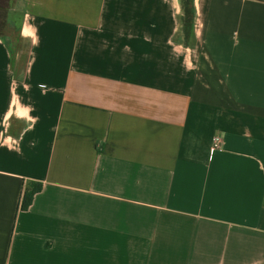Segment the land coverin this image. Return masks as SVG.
<instances>
[{"label": "crops", "instance_id": "crops-1", "mask_svg": "<svg viewBox=\"0 0 264 264\" xmlns=\"http://www.w3.org/2000/svg\"><path fill=\"white\" fill-rule=\"evenodd\" d=\"M194 5L8 0L0 264H264V0Z\"/></svg>", "mask_w": 264, "mask_h": 264}, {"label": "trees", "instance_id": "trees-1", "mask_svg": "<svg viewBox=\"0 0 264 264\" xmlns=\"http://www.w3.org/2000/svg\"><path fill=\"white\" fill-rule=\"evenodd\" d=\"M8 0H0V9L7 10ZM183 15L180 18V31L178 33L177 41L184 46H189L191 37L194 31L196 8L194 0H182ZM10 24L15 28V35H0V38L5 42L7 47L16 55V41L18 38V29L15 24L10 20ZM42 191V185L36 183H29L23 192L21 201V212H27L32 206L35 196Z\"/></svg>", "mask_w": 264, "mask_h": 264}, {"label": "rangeland", "instance_id": "rangeland-1", "mask_svg": "<svg viewBox=\"0 0 264 264\" xmlns=\"http://www.w3.org/2000/svg\"><path fill=\"white\" fill-rule=\"evenodd\" d=\"M10 17L14 19V21H16L15 27L17 28L20 22L21 15L14 12L10 15V11L0 9V35H11L12 39V36L15 35V28L10 24Z\"/></svg>", "mask_w": 264, "mask_h": 264}, {"label": "built area", "instance_id": "built-area-1", "mask_svg": "<svg viewBox=\"0 0 264 264\" xmlns=\"http://www.w3.org/2000/svg\"><path fill=\"white\" fill-rule=\"evenodd\" d=\"M221 146H222V140L216 138L214 140V147H213L212 151H215L216 149L220 148Z\"/></svg>", "mask_w": 264, "mask_h": 264}]
</instances>
